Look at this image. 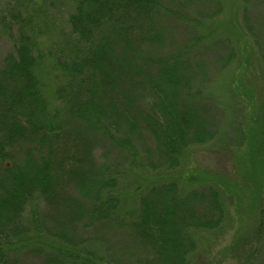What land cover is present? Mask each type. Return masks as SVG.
Instances as JSON below:
<instances>
[{
	"label": "trees",
	"instance_id": "trees-1",
	"mask_svg": "<svg viewBox=\"0 0 264 264\" xmlns=\"http://www.w3.org/2000/svg\"><path fill=\"white\" fill-rule=\"evenodd\" d=\"M165 2L72 0L68 23L74 37L62 45L65 58L54 59L67 78L65 86L54 90L64 104L66 121L57 122L58 112L48 109L42 84L49 73L43 71L46 63L34 49L32 37L21 38L15 53L6 58L0 71V161L4 164L0 172V264H12L10 250L17 244L9 236L21 232V217L35 195L48 205L54 203L56 218L63 206L59 216L67 220L87 213L90 219L108 222L116 214V177L105 165L85 170L94 140L85 133L97 132L132 154L139 150L136 141L150 136L159 161L163 159L168 167L177 163L188 145L212 137L200 104L187 95L191 78L183 50L178 45L163 49L168 40L159 27L160 17L172 12ZM68 121L76 122V131L67 127ZM64 125L68 130L60 136ZM69 134L73 138L68 145L62 144L64 154L59 157L57 143ZM77 139L82 154L76 151L81 148L74 145ZM19 144L28 145L21 164L14 154ZM251 155L247 169L262 170L257 154ZM201 175L199 182H210L201 185L204 188L181 197L172 181L155 185L151 197L143 199L135 231L155 252V264H187V253L195 247L189 228L214 229L223 221L221 190L212 185L208 174ZM76 206L79 209L74 213ZM60 236L74 244L66 230ZM67 252L72 258L48 255L45 263L95 264L88 256Z\"/></svg>",
	"mask_w": 264,
	"mask_h": 264
},
{
	"label": "rangeland",
	"instance_id": "rangeland-1",
	"mask_svg": "<svg viewBox=\"0 0 264 264\" xmlns=\"http://www.w3.org/2000/svg\"><path fill=\"white\" fill-rule=\"evenodd\" d=\"M71 4L72 0H0V71L21 38L31 36L46 63L42 67L49 75L44 78L52 81L44 80L42 91L49 111L58 112L57 122L68 119L62 114L63 102L54 95L55 87L65 86L67 78L54 59L65 58L62 45L74 37L68 23ZM165 5L172 12L160 17L159 27L168 40L163 49L178 45L183 50L191 78L187 95L200 104L212 137L188 145L168 167L159 161L150 136L138 139L139 150L132 154L97 132L85 133L94 139L85 170L105 165L116 177V214L108 222L90 219L87 213L67 220L59 216L63 206L56 218L54 203L48 205L35 195L21 217V232L9 236L17 244L10 250L12 264H46L48 255L70 259L68 250L95 264H155V252L135 231L143 199L151 197L155 185L172 181L181 197L204 188L201 185L210 182H199L201 174H208L221 190L225 217L214 229L189 228L195 247L187 253V264H264V0H166ZM66 124L76 127L75 121ZM67 127L57 130L60 136ZM72 138L69 134L57 143L59 157L64 154L62 144ZM79 142L74 145L82 154ZM27 146H14L19 164ZM251 152L257 154L262 170L247 169ZM3 168L0 161V172ZM69 204L74 211L72 200ZM62 230L70 233L74 244L62 239Z\"/></svg>",
	"mask_w": 264,
	"mask_h": 264
}]
</instances>
